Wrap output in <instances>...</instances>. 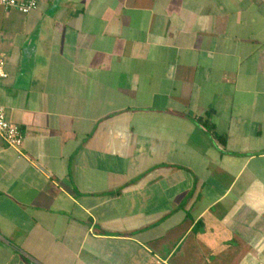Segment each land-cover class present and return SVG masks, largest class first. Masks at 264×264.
Segmentation results:
<instances>
[{
	"label": "crops",
	"instance_id": "1",
	"mask_svg": "<svg viewBox=\"0 0 264 264\" xmlns=\"http://www.w3.org/2000/svg\"><path fill=\"white\" fill-rule=\"evenodd\" d=\"M0 264H264V0L0 5Z\"/></svg>",
	"mask_w": 264,
	"mask_h": 264
},
{
	"label": "built area",
	"instance_id": "2",
	"mask_svg": "<svg viewBox=\"0 0 264 264\" xmlns=\"http://www.w3.org/2000/svg\"><path fill=\"white\" fill-rule=\"evenodd\" d=\"M39 0H0V5L5 10H17L28 13L37 8ZM8 77L4 67V60L0 56V89L2 80ZM0 137L8 147L19 148L23 139L20 127L11 122L5 113L4 106L0 102Z\"/></svg>",
	"mask_w": 264,
	"mask_h": 264
}]
</instances>
